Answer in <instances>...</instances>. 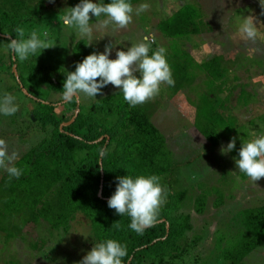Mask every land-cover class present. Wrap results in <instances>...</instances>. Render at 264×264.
Returning a JSON list of instances; mask_svg holds the SVG:
<instances>
[{
    "label": "trees",
    "instance_id": "obj_1",
    "mask_svg": "<svg viewBox=\"0 0 264 264\" xmlns=\"http://www.w3.org/2000/svg\"><path fill=\"white\" fill-rule=\"evenodd\" d=\"M139 1L129 0L132 6ZM99 2L109 3L110 0ZM37 3H31V0H0V42L8 45L9 38L18 39L14 29L24 27L26 21L32 19H24L25 15L34 11L36 16ZM40 3L43 5L42 1ZM211 28V23L204 21L201 8L187 3L159 23L164 43L168 42L170 48L183 40L182 49L165 54L175 81V86L171 87L174 94L195 82L193 70L189 73L191 46L184 40L192 36L202 37L207 32L211 33ZM152 41L155 42L154 39ZM93 52H97L96 47L90 46L87 40L76 42L69 64L72 67L68 66L67 72L74 71L76 63ZM5 54L7 62L3 57ZM4 55L0 59V67L14 79L15 88L21 96L25 94L21 93L20 86L30 96L38 97V93H45V97L41 95L44 102L35 101L30 111L26 110L25 116L20 107L14 114L30 129L36 127L35 130L43 137L39 144L15 161L14 166L22 170L18 179L10 178L6 171L0 173V246L10 241L14 243L20 237L28 241L18 234L29 226L37 228L46 225L48 235L52 232L67 234L76 213L81 212L90 223L96 244L114 239L126 246L128 254L123 258V264H190L191 261L193 264H206L204 258L201 257L202 261L196 258L201 256L196 254L199 236L183 242L192 230L191 214L180 207L185 191L171 198L166 195V203L156 223L146 228L143 234H137L128 227L130 218L127 215L120 216L107 205L118 183L117 177L157 175L163 183L167 176L173 175V153L168 147V138L151 121L150 110L142 104L131 107L124 101L119 89L112 91L106 87L95 98H89L88 104L80 97L78 101L76 97L70 102L61 98L48 101L52 93L62 97L67 72L59 66L51 68L30 64L33 55L23 62L9 49ZM223 60L221 56L212 55L197 67L204 72L205 79L208 76L209 83L224 82L228 70L222 64ZM30 96L27 97L31 99ZM211 97L219 99L218 94ZM64 108L73 113L66 116ZM62 124L66 125L60 128ZM9 126L16 128L13 124ZM200 132L209 142L219 138L210 130ZM17 133L15 131L14 135ZM100 150H105L103 156ZM242 179L248 180L244 174ZM166 186L170 187L169 184ZM100 187L101 194L98 196ZM217 205L214 207L218 208ZM195 211L196 214L204 213L203 199L197 200ZM21 216L23 220L17 223ZM242 218L246 232H242L240 241L231 243L224 235L216 239L219 255L215 264H247L248 255L264 243V204L243 211ZM114 223H119L121 227L117 229ZM33 241L37 243V239ZM31 248H35L34 243ZM15 256L12 254L9 257ZM8 261L12 263L10 259Z\"/></svg>",
    "mask_w": 264,
    "mask_h": 264
},
{
    "label": "rangeland",
    "instance_id": "obj_2",
    "mask_svg": "<svg viewBox=\"0 0 264 264\" xmlns=\"http://www.w3.org/2000/svg\"><path fill=\"white\" fill-rule=\"evenodd\" d=\"M36 2V16L34 11L25 15L24 19H32L22 27L26 36L35 30L43 38V33L47 32L48 41L55 46L42 50L40 54L38 51L32 56L34 61L30 64L51 68L59 66L66 72L68 66L70 69L72 67L69 64L73 47L81 39L95 46L98 53H102L106 45H112L110 59H115L116 50H126L144 38L155 40L154 44L150 40L151 51L159 47L165 48V54L178 51L182 49L183 40L170 48L168 42L164 43L159 23L170 17L172 11L182 4H194L201 8L204 21L211 23L212 32L184 40L191 46L192 64L189 73L193 70L195 82L187 84L176 94L170 86L162 84L159 94L142 105L150 110L151 121L168 138V147L173 153V175L167 176L161 183L166 195L171 198L181 191L186 192L180 207L185 213L191 214L192 230L183 238V242L187 243L199 236L196 254L201 256L196 258L202 261V257L204 263L215 264L219 255L216 239L224 235L231 243L240 241L242 232H246L242 222L243 211L264 204V178L255 182L256 185L249 179H242L243 173L239 172L235 164L240 143L264 134V14L259 0H140L133 5L134 9L144 3L149 7L139 15L133 12L132 22L127 28L98 30V20L105 17H91L93 31L90 36L76 34L73 29L66 28L61 19L67 8L74 7L80 0H31V3ZM93 2L100 3L99 0ZM39 5H42L40 9ZM249 16L254 17V39H248L239 32L240 26ZM6 51L7 45L0 42V59ZM226 54L228 56L225 58ZM212 55L224 59L222 64L228 70L224 82L209 83L208 76L205 79L204 72L197 67ZM3 57L7 62V54ZM136 75L139 76L138 73ZM25 84L28 86L27 82ZM106 88L112 91L118 89L111 84ZM5 92L15 97L19 104L15 103L22 108L23 116L26 110L30 111L35 105V101L44 102L41 95L45 97V93H38L39 98L35 95L30 96L31 99L26 95L21 96L15 88L14 79L0 67V96ZM21 93L24 95L22 90ZM217 94L219 99L211 97ZM79 97L85 104L89 103L88 97L83 94ZM57 98L63 99L52 93L48 101ZM63 110L66 116L73 113L68 108ZM0 122V139L8 143L10 153L18 152L17 159L39 144L43 137L35 130L36 127L30 129L17 116L0 114ZM12 124L16 128L9 126ZM209 130L219 136L215 142L207 141L200 132ZM15 131L18 132L16 135ZM231 138H236L235 149L222 154L221 147H226ZM4 171L0 169V173ZM198 199L204 201L203 214L195 213ZM215 204H218V208L214 207ZM22 220L21 216L17 223ZM52 233L48 235L46 225L25 227L18 235L25 236L28 241L20 237L14 243L10 241L2 244L0 264H78L96 244L90 223L81 212L76 213L67 234ZM33 239H37V243ZM32 243L35 244L33 249ZM12 254L17 256L12 259L9 257ZM246 263L264 264V243L248 255ZM190 264H193L192 261Z\"/></svg>",
    "mask_w": 264,
    "mask_h": 264
},
{
    "label": "clouds",
    "instance_id": "obj_3",
    "mask_svg": "<svg viewBox=\"0 0 264 264\" xmlns=\"http://www.w3.org/2000/svg\"><path fill=\"white\" fill-rule=\"evenodd\" d=\"M259 4L264 14V0H259ZM148 7V4L144 3L134 9L129 0H110L109 3L80 0L74 7L67 8L61 19L64 26L73 29L76 34L90 36L93 31L90 25L91 17H105L98 20V30L111 27L116 31L128 27L132 22L133 12L139 15ZM14 31L18 39L9 38L7 47L21 62L38 51L40 54L42 50L55 46L48 41L47 32L43 33L41 38L35 30L27 36L23 27H16ZM239 32L248 39L255 38L253 16L244 20ZM112 51V45H106L102 53L93 52L84 57L82 62L76 63L75 70L67 72L62 87V98L69 102L81 94L95 98L101 94V89L111 84L122 92L124 101L135 107L154 99L162 84L175 86L164 47L151 51V42L144 38L126 50H116L115 59L109 58ZM25 95L30 96L28 93ZM17 111L18 105L12 94L5 92L0 96V114L12 116ZM235 146L236 138H231L226 147H221V153L231 152ZM104 154L105 150H100V155ZM17 158L18 152L10 153L8 143L0 139V169H4L10 178L18 179L22 175V170L13 164ZM235 164L239 172L255 185V182L264 178V134L240 143ZM117 180L115 191L107 200V205L118 215H127L130 218L128 227L137 234H143L146 228L156 223L160 210L166 203L161 178L157 175H138L134 178L125 175L117 177ZM114 226L117 229L121 227L119 223H114ZM127 254L125 245L114 239H107L95 244L78 264H123V258Z\"/></svg>",
    "mask_w": 264,
    "mask_h": 264
},
{
    "label": "water",
    "instance_id": "obj_4",
    "mask_svg": "<svg viewBox=\"0 0 264 264\" xmlns=\"http://www.w3.org/2000/svg\"><path fill=\"white\" fill-rule=\"evenodd\" d=\"M13 72L15 73L16 72V68H15V66H13ZM21 88H22V90H23V87L22 86H20ZM23 92L25 93V94H27V92L25 91V90H23ZM77 101H78V99H77ZM77 112H78V109L75 111V115H74V117L76 116V114H77ZM74 117L70 120V122H72V120L74 119ZM69 122V123H70ZM68 124V123H67ZM63 125H66V124H62V125H60V128L63 126ZM100 194H101V187H100V190H99V193H98V196H100Z\"/></svg>",
    "mask_w": 264,
    "mask_h": 264
}]
</instances>
